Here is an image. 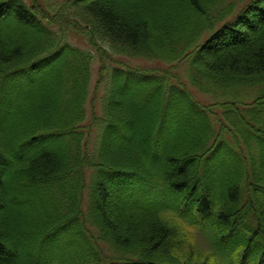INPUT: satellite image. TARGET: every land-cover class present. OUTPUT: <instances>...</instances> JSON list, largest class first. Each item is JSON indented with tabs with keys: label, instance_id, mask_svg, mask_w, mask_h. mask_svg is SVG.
Returning <instances> with one entry per match:
<instances>
[{
	"label": "trees",
	"instance_id": "16d2710c",
	"mask_svg": "<svg viewBox=\"0 0 264 264\" xmlns=\"http://www.w3.org/2000/svg\"><path fill=\"white\" fill-rule=\"evenodd\" d=\"M45 1L0 0V264H219L168 215L216 259L264 264V0L234 20L226 0ZM75 33L105 88L89 125L95 58ZM108 53L188 60L222 115Z\"/></svg>",
	"mask_w": 264,
	"mask_h": 264
},
{
	"label": "rangeland",
	"instance_id": "374dc122",
	"mask_svg": "<svg viewBox=\"0 0 264 264\" xmlns=\"http://www.w3.org/2000/svg\"><path fill=\"white\" fill-rule=\"evenodd\" d=\"M65 0H52L45 1L46 4H56V3H62ZM250 0H243L242 2H238L237 0H226V4L228 6H231L232 9H234L233 16L230 17V19L237 17V13L240 11L241 8H244ZM234 5V6H233ZM241 12V11H240ZM228 21V20H227ZM230 21V20H229ZM225 24V23H224ZM71 43L79 47L81 49L89 50L90 52H93L94 55V63L92 65V75H91V83H90V94L89 99L86 105V112H87V119L86 124L89 125L92 121V119H101L104 116L103 113V102L102 98L105 92V88H102V86H99V90L96 91V83H97V70L100 66V59L98 51L94 50L91 47V40L90 37L88 38L87 35L83 33H75L72 34L70 37ZM110 59H112L114 65L118 66H124L128 67L134 70H139L143 72H156L160 75L162 74H168L171 75V77H176L173 83L176 84V82H180L183 84L187 90L192 94V97L194 101L202 106H209L212 108V114H219L222 115L221 110L219 108H215L217 103H223L225 100H217V97L213 95V93H204L201 90L197 89L196 87L192 86L190 82V71L188 69L189 61L184 60L181 63L178 64H172V63H163L160 61L155 60H146L143 58H130V57H124V56H112L108 53L107 55ZM107 63L106 61H104ZM249 94H251L250 91L245 92L243 95L247 97ZM91 149V148H89ZM173 215H168V218H171L173 220V224L175 225L173 228L178 230L180 233L186 237V241L190 243V247L188 246V250L195 254L193 258L195 259H205L208 258L210 262H213L216 260L219 264H231L230 260L225 257H219V259H216V252L215 249L212 248L211 242L208 238L209 231L202 230L196 226V224L189 223L184 220V222L177 217H172ZM105 250V249H104ZM235 260V259H234ZM234 264H237V260L233 262Z\"/></svg>",
	"mask_w": 264,
	"mask_h": 264
}]
</instances>
